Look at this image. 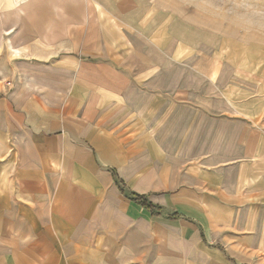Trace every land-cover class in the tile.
Masks as SVG:
<instances>
[{"label": "crops", "instance_id": "1", "mask_svg": "<svg viewBox=\"0 0 264 264\" xmlns=\"http://www.w3.org/2000/svg\"><path fill=\"white\" fill-rule=\"evenodd\" d=\"M129 1H20L0 79V264H264V99L165 88L164 62H134L117 29Z\"/></svg>", "mask_w": 264, "mask_h": 264}, {"label": "rangeland", "instance_id": "2", "mask_svg": "<svg viewBox=\"0 0 264 264\" xmlns=\"http://www.w3.org/2000/svg\"><path fill=\"white\" fill-rule=\"evenodd\" d=\"M20 1L11 7L9 0H0L2 80L9 76L12 64L16 68L11 58L18 53L12 52V34L7 33L22 7ZM115 5L124 18H118L117 29L126 42L131 39L142 52L131 59L134 62L138 59L142 67L149 64V71L164 62L165 88H172L180 81L182 89L219 92L237 82L244 91L246 107L253 108L257 100L264 99V0H142L129 1L127 8L121 9ZM135 7L149 9L144 27L136 24L143 11L135 12ZM17 57L22 59L17 62L21 70L32 68L30 58ZM3 85L0 82V88ZM188 95H182V104H187L183 102L189 101ZM214 99L219 100L216 96ZM188 116V110L181 112L184 121ZM135 177L149 185L156 175L150 173L146 177L140 173ZM150 226L164 229L163 232L169 229L158 222Z\"/></svg>", "mask_w": 264, "mask_h": 264}, {"label": "trees", "instance_id": "3", "mask_svg": "<svg viewBox=\"0 0 264 264\" xmlns=\"http://www.w3.org/2000/svg\"><path fill=\"white\" fill-rule=\"evenodd\" d=\"M116 182L117 183H120V185L123 183V180L122 179H119L117 176H116ZM128 196L134 200V201H137L139 203H141L143 206L153 210V213L154 214H158L160 213V211L158 210H155L156 208L158 209L159 207H157V205L153 204L151 201H148L146 195L144 194H139V193H136V192H132V193H129ZM177 216V213H174L172 215H170V217H176Z\"/></svg>", "mask_w": 264, "mask_h": 264}]
</instances>
